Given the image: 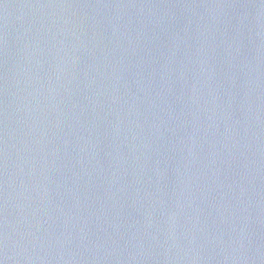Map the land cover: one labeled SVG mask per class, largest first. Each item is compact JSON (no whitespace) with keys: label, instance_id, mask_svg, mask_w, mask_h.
Instances as JSON below:
<instances>
[{"label":"water","instance_id":"water-1","mask_svg":"<svg viewBox=\"0 0 264 264\" xmlns=\"http://www.w3.org/2000/svg\"><path fill=\"white\" fill-rule=\"evenodd\" d=\"M0 264H264V0H0Z\"/></svg>","mask_w":264,"mask_h":264}]
</instances>
